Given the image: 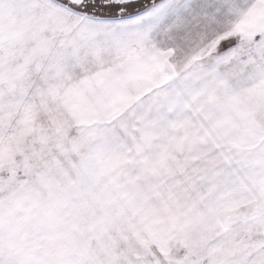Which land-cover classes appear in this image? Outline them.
<instances>
[{
	"label": "snow or ice",
	"instance_id": "obj_1",
	"mask_svg": "<svg viewBox=\"0 0 264 264\" xmlns=\"http://www.w3.org/2000/svg\"><path fill=\"white\" fill-rule=\"evenodd\" d=\"M0 264H264V0H0Z\"/></svg>",
	"mask_w": 264,
	"mask_h": 264
}]
</instances>
